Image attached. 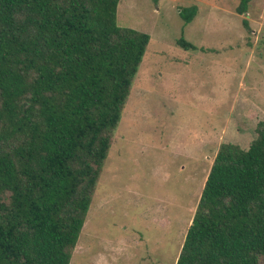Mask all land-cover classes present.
<instances>
[{
	"label": "trees",
	"instance_id": "obj_1",
	"mask_svg": "<svg viewBox=\"0 0 264 264\" xmlns=\"http://www.w3.org/2000/svg\"><path fill=\"white\" fill-rule=\"evenodd\" d=\"M118 3L0 0V264H70L150 40ZM254 132L220 143L175 264H264V119Z\"/></svg>",
	"mask_w": 264,
	"mask_h": 264
},
{
	"label": "rangeland",
	"instance_id": "obj_2",
	"mask_svg": "<svg viewBox=\"0 0 264 264\" xmlns=\"http://www.w3.org/2000/svg\"><path fill=\"white\" fill-rule=\"evenodd\" d=\"M239 4L119 0L150 40L70 264H175L220 143L247 148L264 119V0Z\"/></svg>",
	"mask_w": 264,
	"mask_h": 264
}]
</instances>
